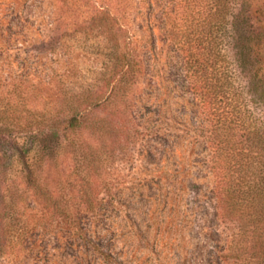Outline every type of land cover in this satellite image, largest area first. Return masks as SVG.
<instances>
[{
  "label": "rangeland",
  "instance_id": "1",
  "mask_svg": "<svg viewBox=\"0 0 264 264\" xmlns=\"http://www.w3.org/2000/svg\"><path fill=\"white\" fill-rule=\"evenodd\" d=\"M197 1L206 2L159 0L151 10L148 0H0V96L6 99L0 102L1 109L10 115L53 117L59 132L47 135V146L59 149L67 141L65 136L74 133L63 128L74 113L72 102L78 103L89 87L102 96L110 92L103 79L114 65L113 44L96 19L118 13L121 39L136 42L148 64L139 86H146L150 74L159 73L163 98L168 103L174 96L179 140L186 143L190 122L210 125L209 106L200 95L195 64L187 51L186 41L197 37H184V19ZM218 1L231 2V10L229 30H216L217 63L233 82L239 119L249 127L264 128V0ZM156 10L161 30L152 35L149 23ZM196 96L202 106L195 104ZM105 114L108 111H91L92 116ZM50 123L16 127L13 135L0 136V264H105L93 253H78L84 248L67 234L70 224L51 217L50 206L35 195L21 172L22 156L42 155L46 137L38 132H50ZM142 148L132 143L103 163V175L125 193L117 207L119 215H125L123 230L128 235L120 236L118 247L129 249L128 264H240L253 255L240 229L244 221L222 219L211 184L204 180L196 184L191 167L184 169L183 177L174 178L175 166L146 158ZM246 157L258 163L260 173L264 171V148ZM56 163L59 171L52 163L39 176L54 195L65 193L71 208L82 211L105 197L107 208L113 209L111 195L96 173L86 184L72 154ZM169 167L172 170L166 173ZM59 172L63 180L57 184ZM180 178H184L181 183ZM10 222L12 230L6 227ZM6 240L16 245L5 247Z\"/></svg>",
  "mask_w": 264,
  "mask_h": 264
},
{
  "label": "trees",
  "instance_id": "2",
  "mask_svg": "<svg viewBox=\"0 0 264 264\" xmlns=\"http://www.w3.org/2000/svg\"><path fill=\"white\" fill-rule=\"evenodd\" d=\"M148 5L154 10L159 6V0H148ZM230 8L229 1L206 0L204 4L197 1L184 19V37H197L192 42L186 41L187 51L191 53L196 77L200 79L196 83L201 89L200 95L203 94L208 103L206 108L209 106L207 121L210 124L207 127L203 123L198 126L190 122L184 135L186 143L179 140L174 96L170 95L168 103L163 98L164 87L159 73L150 74L146 86H139L140 77L148 72V64L136 42L126 43L121 39L123 23L118 13L96 19L113 44L114 65L103 79L104 84L111 87L110 92L102 96L89 87L86 95L77 99L78 103L72 102L74 113L67 118L63 128H71L74 133L65 136L67 141L59 149L47 146V135L59 132L60 126L52 122L53 117L10 115L0 106V136L13 135L16 127L21 130L27 126L31 128L33 123L41 125L51 121L50 132L44 129L38 132V136L46 137L42 155L33 159L22 156L21 172L25 173L28 184L33 186L35 195L48 203L51 217L60 223L70 224L66 228L67 234L76 237L84 248L78 253L87 256L93 253L105 264L130 262L129 249L118 247L123 240L119 239L120 236L127 238L128 235L123 230L125 215L121 217L117 207L125 193L121 185H114L103 172L104 162L115 151L125 150L126 146L135 143L143 147L142 155L146 158L159 159L155 162L175 166L174 178L183 177L180 174L186 167H191L195 171L192 179L196 184L203 180L211 184L222 219L233 223L244 221L240 229L246 233L250 249L254 251L240 264H264V225L260 224L264 223V171L260 173L258 163L246 157L249 155L252 158L264 148V128L249 127L239 119L236 105L239 100L233 91V82L217 63L216 56V30H229ZM153 15L149 28L155 35V29L161 30V16L158 10ZM5 100L4 96H0V102ZM194 102L202 106L199 97L196 96ZM82 105L87 107L80 109ZM95 108L108 111V114L92 116L91 111ZM23 122H26L25 125ZM30 134L34 132L30 131ZM66 153L72 154V159L80 163L79 175L86 184L93 173L97 174L100 185L111 195L112 210L107 208L105 197L100 198L95 206L86 200V204L90 205L84 211L71 208V200L65 193L55 196L48 184L46 186L41 182L39 176L45 173L46 167L52 163L57 166L58 159ZM171 170L172 167H169L165 172ZM202 171L205 173L201 174ZM185 173L189 174L188 171ZM58 174L57 184L63 180L61 173ZM68 180L64 181L67 183ZM183 181L184 178H180L179 183ZM11 226V222L9 225L6 223L10 230ZM10 244L16 245L6 240L5 247ZM234 251L239 252V248Z\"/></svg>",
  "mask_w": 264,
  "mask_h": 264
}]
</instances>
